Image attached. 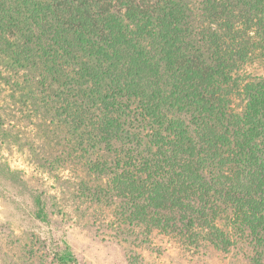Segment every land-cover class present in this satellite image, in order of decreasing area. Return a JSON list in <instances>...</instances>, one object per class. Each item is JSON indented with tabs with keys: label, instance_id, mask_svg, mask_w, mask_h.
<instances>
[{
	"label": "trees",
	"instance_id": "trees-1",
	"mask_svg": "<svg viewBox=\"0 0 264 264\" xmlns=\"http://www.w3.org/2000/svg\"><path fill=\"white\" fill-rule=\"evenodd\" d=\"M0 94L1 145L34 118L53 152L38 164L63 180L6 167L48 229L5 227L0 264H85L49 229L63 194L118 243L264 264V0H0Z\"/></svg>",
	"mask_w": 264,
	"mask_h": 264
},
{
	"label": "rangeland",
	"instance_id": "rangeland-1",
	"mask_svg": "<svg viewBox=\"0 0 264 264\" xmlns=\"http://www.w3.org/2000/svg\"><path fill=\"white\" fill-rule=\"evenodd\" d=\"M250 69L253 72L257 71ZM19 117L12 132L15 142L1 145L0 136V234L8 227L19 234L28 231L44 233L48 227L28 217L27 202L23 197L25 187L15 189L10 185L5 172L6 167H11V170L24 177L29 187H37L56 194L63 180H58L55 175L38 164V158L34 153L37 152V148L48 151L51 149L43 148L37 141L38 135L42 137V134L33 126L34 118L24 117L23 114H19ZM47 162L54 163L52 166L56 167L55 172L59 170L56 173L60 178L69 175L68 171L60 169L62 161ZM59 197L62 213L54 216V223L49 229L56 233L61 243L69 245L85 264H247L239 249L235 248L226 253L222 248L209 243L186 247L164 236L155 239L149 245L118 243L119 239L112 237V231L108 228L103 230L102 227L97 229L85 226V220L79 217L74 207L67 206L71 203L68 194ZM238 245L240 248L241 244Z\"/></svg>",
	"mask_w": 264,
	"mask_h": 264
}]
</instances>
